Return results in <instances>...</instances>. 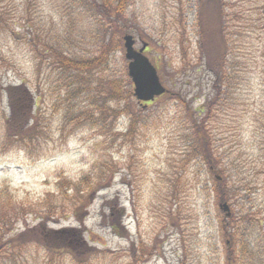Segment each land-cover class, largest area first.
I'll list each match as a JSON object with an SVG mask.
<instances>
[{
    "label": "rangeland",
    "instance_id": "374dc122",
    "mask_svg": "<svg viewBox=\"0 0 264 264\" xmlns=\"http://www.w3.org/2000/svg\"><path fill=\"white\" fill-rule=\"evenodd\" d=\"M199 2L0 0V210L38 238L0 264H264V0H213L224 32ZM127 35L168 89L152 102Z\"/></svg>",
    "mask_w": 264,
    "mask_h": 264
},
{
    "label": "trees",
    "instance_id": "16d2710c",
    "mask_svg": "<svg viewBox=\"0 0 264 264\" xmlns=\"http://www.w3.org/2000/svg\"><path fill=\"white\" fill-rule=\"evenodd\" d=\"M58 1H63V0H58ZM105 1V9H108L109 7H112L111 5H115L116 4V9L121 11L123 9V7L126 5L127 0H104ZM213 0H200L197 10H198V18L200 21V26L202 27L203 25L206 24V27L208 29H210L212 26V20L209 19H215L218 13V18L216 20V25L218 27L219 30H221L222 32H224L225 27H224V23H225V13H224V9L221 8H213L211 5V2ZM72 6H74V3H70ZM89 8L91 9V6H89ZM74 9V7H73ZM93 10V9H91ZM217 12V13H216ZM2 20V19H0ZM202 24V25H201ZM110 35H111V40L113 41L114 39H117V31L115 29H110ZM201 48L202 51L204 52V54L206 55V57L209 58L210 53L217 55L218 52H215L214 49V45L211 39L205 37L202 32H201ZM226 43H225V39H224V47H225ZM222 59L218 58L215 59L213 61L212 64L218 65L219 62H221ZM232 68V67H231ZM220 74H222V71L220 72ZM225 78H226V74L224 73ZM234 79H235V74H234ZM236 80V79H235ZM203 127V126H202ZM204 129V127H203ZM192 148H195L202 156L203 155H207V153L211 152V148H210V144H208L207 138L204 139L203 142L201 143H196L195 141H192L191 144ZM14 219L17 221L18 218L16 216V214H7L3 211L0 210V254H4V256L7 254V252H3V249L6 246H9L13 243H17V241H19L20 239L24 238L23 236H25L27 233L32 234L33 238H31L30 241H34L37 240L38 238L35 236L36 234L33 231H27L20 234L19 236H17V238L14 237H5L6 236V232L7 233H11L13 232L14 229ZM72 232V231H71ZM75 233V232H73ZM22 241V240H21ZM29 242V241H27ZM25 243L24 242H20L18 243V245L23 246ZM12 250V248H7V251Z\"/></svg>",
    "mask_w": 264,
    "mask_h": 264
},
{
    "label": "water",
    "instance_id": "95a60500",
    "mask_svg": "<svg viewBox=\"0 0 264 264\" xmlns=\"http://www.w3.org/2000/svg\"><path fill=\"white\" fill-rule=\"evenodd\" d=\"M125 58L129 61L128 74L135 85L134 95L140 102L153 101L167 92L155 66L145 55L147 44L144 43L139 51L135 50L133 36L124 37ZM227 217L231 211L227 203L220 206Z\"/></svg>",
    "mask_w": 264,
    "mask_h": 264
}]
</instances>
